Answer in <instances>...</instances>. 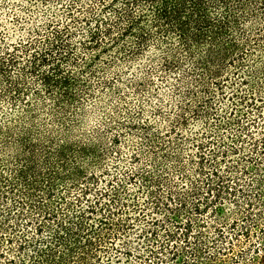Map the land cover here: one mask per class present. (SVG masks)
Instances as JSON below:
<instances>
[{"label": "trees", "instance_id": "16d2710c", "mask_svg": "<svg viewBox=\"0 0 264 264\" xmlns=\"http://www.w3.org/2000/svg\"><path fill=\"white\" fill-rule=\"evenodd\" d=\"M65 1V20L54 14L41 18L40 26L24 27V32L29 28L26 37L22 35L15 42L9 41L11 35L3 31L6 26L0 21V99L9 93L25 96L22 92L24 78L15 77L12 72L20 67L22 71L39 77L51 95L62 89L61 98L67 100L59 109L65 115L69 101L74 99L70 87L77 80L74 72L65 66L76 67L88 59L86 54L76 56L74 51L73 40L80 33V44L95 51L94 60L100 59L101 53L118 52L117 56L112 54L108 59L109 65L122 59L133 64L142 56L157 51L163 64L172 70L186 58L191 63L187 71L190 77L185 76L181 81L191 80L192 83H187L184 90L180 85L176 89L180 95L192 100L198 89L211 90L209 79L219 86L231 66L237 70L244 67L243 49L257 41L248 28L249 23L262 20L258 11L264 10V0ZM222 8L225 11H221ZM15 16L13 19L19 21V15ZM250 71L255 75L264 73V69L256 66ZM249 82L245 77L240 80V84ZM233 94L239 103L246 104L254 99L257 102L256 93L248 95L242 89H235ZM185 108L186 105H181L177 113L181 127L189 121ZM31 114L26 117L28 126L8 125L12 122L11 117L7 118L9 123H0V152L5 150L17 165L11 168L8 163H0V183L5 184L0 185V203L5 197L7 203L4 221H0V247L6 243L12 246L17 238L15 234L7 238L5 232L18 231L19 220L26 218V227L19 231L22 235H19L18 246L8 249L13 251L12 254L4 247L0 248V264H122L134 257L139 259L137 263L128 264H153L156 258L164 261L159 249H170V258L176 264H229L220 256L224 251L220 247L217 249L216 240L218 236L226 237L222 226L228 223L222 205L229 175L221 173L218 161L199 153L200 174H204L206 164L211 165L210 174L203 179L200 176L192 179L180 154L174 156L167 150L163 157L165 160L174 158L171 167L182 181L186 180L185 185L182 184L184 189L177 190L178 181L166 174L155 176L148 171L143 185L151 186H147L150 200H145L144 204L139 195L119 179L106 180V187L93 189L95 182L100 181L96 170L103 165V157L97 149L89 141L77 137L73 128L61 131L59 135H54L51 130L36 132L33 128L34 110ZM220 116L216 113L215 119L219 126H223ZM142 126L147 140L154 143L151 123ZM247 131L248 136L251 135L249 129ZM238 138L243 142L246 139L244 136L234 137ZM240 150L241 147L233 146V152ZM219 152L214 151V154L217 156ZM227 167L232 168V165ZM5 168H11L9 177L4 173ZM162 169L165 170L164 166ZM105 170L110 172L102 169L103 173ZM136 174L137 171L131 175L128 173V179ZM215 176L220 183L213 181ZM187 182L191 184L190 189ZM163 187L167 188L166 195L163 189L160 190ZM74 190H78L77 193ZM146 208L155 214L163 213L162 218L151 215L149 219ZM14 209L17 210L16 224L10 225ZM207 211L214 213V222H200V215ZM140 217L146 219L149 227L141 233L144 245L135 254L125 236L136 229L134 221ZM236 222L230 226L237 225ZM207 229H213L215 236H208ZM243 234L249 235V229ZM162 235L165 238L161 240ZM234 245L231 242L229 249L234 250ZM250 260H246V264H264V257Z\"/></svg>", "mask_w": 264, "mask_h": 264}, {"label": "rangeland", "instance_id": "374dc122", "mask_svg": "<svg viewBox=\"0 0 264 264\" xmlns=\"http://www.w3.org/2000/svg\"><path fill=\"white\" fill-rule=\"evenodd\" d=\"M65 2V0H0V21L6 26L3 31L7 32L8 36L11 35L9 41L15 42L22 38V35L26 37L29 28L24 32V27H30L31 24L40 26L41 18L51 17L54 14L65 20L67 12ZM221 11L225 9L222 8ZM258 13L262 15V20L249 23L248 28L254 33L257 41H253L243 49V55L246 57L244 67L237 70L231 66L227 71V77H223L219 86L209 79L211 90L204 92L198 89L197 96L192 100L191 97L180 95L178 88L176 89V86L180 85L184 90L187 83L189 85L192 83L191 80L181 81L185 76L190 77L187 71L190 70L191 63L186 58H183L180 66L172 70L163 64L160 52L157 51L142 56V59L135 60L133 64L128 60L118 59V63L109 65L108 59L112 54L117 56L118 52L101 53L100 59L94 60L95 51L87 50L80 44L82 38L78 33L73 40L74 51L76 56L86 54L88 59L82 60L76 67L65 66L73 71L77 78L75 84L70 87L74 99L69 101L68 112L65 115L60 113V104L67 100L61 98L62 89L55 90L51 95L46 91L39 77L17 67L12 72L15 77L24 78L22 92L25 96L9 93L1 97L0 123L1 121L9 123L7 118L11 117L12 122L8 125L28 126L26 117L31 116L34 110L33 115L36 118L33 128L38 133H47L51 130L54 135H59L61 131L73 128L77 137L92 143L98 154L103 157V165L96 170L100 181L95 182L93 189L106 187V180L112 182L111 179H115L114 181L119 179L134 194L139 195L140 201L144 204L145 200H150L147 196V186H151L143 185L148 171L155 176L166 174L167 177L178 181L177 190L184 189L182 184L185 185L186 180L182 181L171 167L174 158L165 160L163 157L167 150L174 156L180 154L192 179L199 176L203 179L205 175L210 174L211 165H205L204 174H200L198 168L202 166L198 154L204 153L206 158L218 161L222 174L229 175L228 188H224L223 193L224 206L222 205L223 212L228 218L226 220L228 223L222 226L226 237L216 238L217 249L220 247L224 251L220 256L229 264H246V260L251 262L250 258L261 260L264 257V180H261L264 177V73L255 75L250 71L254 66L264 69V63L261 64V60L264 59V28L258 30L259 27H264V10L260 9ZM15 15H19V21L13 19ZM179 56L184 57L182 54ZM120 57L123 58V55ZM244 77L250 80V84H240V80ZM37 89L39 91H35ZM235 89H242L248 95L256 93L257 102H254L255 99L249 100L246 104L237 102L238 98L233 94ZM233 103L238 105L235 106ZM181 105H186L185 113L189 118L188 123L183 127L177 121L179 117L177 113ZM229 111L232 113L230 114ZM216 113L222 115L220 119L223 126L217 123ZM229 121L232 123L229 124ZM147 122L151 123L150 129L156 135L151 134L154 143L147 140L146 131L142 126ZM248 129L252 136H248ZM236 136H244L246 139L243 142L241 138L234 139ZM213 137L215 139L210 140ZM233 146L241 147V150L233 152ZM4 151L0 152V163H8L11 168H16L14 159ZM214 151L220 152L216 156ZM229 165H232V168H228ZM163 166L165 170L162 169ZM11 168L4 170L8 177ZM102 169L110 172L105 170L103 173ZM136 171L137 174L131 180L128 179V173L131 175ZM219 180L216 176L213 178L216 183H220ZM257 180L260 181L259 184ZM187 183L190 189L191 184ZM0 185L5 184L0 183ZM160 190L165 195L168 192L166 187ZM74 191L77 193L78 190ZM203 191L205 195L206 192ZM260 193H262L261 197ZM4 200L0 203V221H4L3 214L7 210V203ZM148 206L152 207L149 204ZM219 207L221 208V205ZM150 208L145 209L148 211L149 219L151 215L162 218L163 213L155 214ZM16 212V209L12 210L10 225L16 224ZM214 218V213L203 212L200 215V222H214ZM235 220L237 225L230 226ZM8 222L9 220L6 221ZM134 222L137 224L136 229L125 237L136 254L144 245V238L140 235L145 233L149 224L143 217ZM19 224L20 226L17 224L18 231L5 232L7 238L15 234L17 240L12 246L10 243L3 244L1 249L4 247V250H8L18 246L19 235H22L19 231L23 226L26 227V218L19 220ZM247 229L250 234H243ZM206 231L208 236H215L213 229ZM160 233H163L162 230ZM164 238L162 235L161 240ZM230 241L235 243L234 250L229 249ZM154 247L157 248V244ZM169 250L159 249L164 261L161 262L156 258L152 263L176 264L177 262L170 258ZM12 252L8 250V253L12 254ZM186 255L189 256L188 253ZM136 260L139 259L129 258L122 264L137 263ZM190 261L192 262V258Z\"/></svg>", "mask_w": 264, "mask_h": 264}]
</instances>
